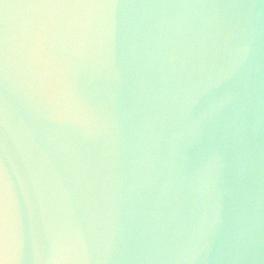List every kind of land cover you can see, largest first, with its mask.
Returning a JSON list of instances; mask_svg holds the SVG:
<instances>
[{
	"label": "water",
	"instance_id": "water-1",
	"mask_svg": "<svg viewBox=\"0 0 264 264\" xmlns=\"http://www.w3.org/2000/svg\"><path fill=\"white\" fill-rule=\"evenodd\" d=\"M35 2L0 0V264H264V0Z\"/></svg>",
	"mask_w": 264,
	"mask_h": 264
},
{
	"label": "snow or ice",
	"instance_id": "snow-or-ice-1",
	"mask_svg": "<svg viewBox=\"0 0 264 264\" xmlns=\"http://www.w3.org/2000/svg\"><path fill=\"white\" fill-rule=\"evenodd\" d=\"M36 9H63V8H79V5H68L66 0H36ZM101 8L115 7L114 3L105 2L99 3ZM51 17L45 14L44 17H30L21 13L17 21V32L19 38V49L22 57L31 62L34 66H38L43 60L44 38ZM8 69V29L0 27V81L6 85ZM47 79L45 87L51 93V102L54 106H61L64 100L61 99L60 87L58 79L54 74L43 72ZM67 103L75 106V100L68 98ZM7 109L6 100H0V122L3 123L6 129L7 125ZM0 146L3 148L4 157L0 158V192L6 191L9 185L8 167L6 162L7 157V142L6 138L0 140ZM17 238L9 237L6 223L0 228V246H7L9 243H16ZM19 243V238H18Z\"/></svg>",
	"mask_w": 264,
	"mask_h": 264
}]
</instances>
